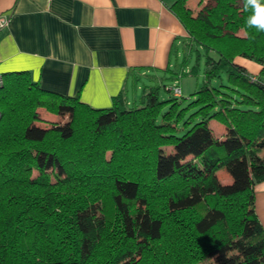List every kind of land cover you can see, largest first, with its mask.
Wrapping results in <instances>:
<instances>
[{"label":"trees","instance_id":"obj_1","mask_svg":"<svg viewBox=\"0 0 264 264\" xmlns=\"http://www.w3.org/2000/svg\"><path fill=\"white\" fill-rule=\"evenodd\" d=\"M186 1L171 11L196 62L205 55V83L188 102L162 82L137 103L120 93L95 109L27 71L1 75L0 264H264L253 192L264 180V57L229 47L237 0H206L195 14ZM220 73L233 88L209 86ZM38 107L68 119L38 126Z\"/></svg>","mask_w":264,"mask_h":264},{"label":"crops","instance_id":"obj_2","mask_svg":"<svg viewBox=\"0 0 264 264\" xmlns=\"http://www.w3.org/2000/svg\"><path fill=\"white\" fill-rule=\"evenodd\" d=\"M174 2L0 0V15L11 16L0 31V75L27 71L41 88L78 95L80 102L95 109L111 107L120 93L128 104L137 103L145 87L153 86L149 83H164L163 72L174 79L191 69L186 59L172 70L174 50L191 47L171 11ZM250 70L257 73L259 68ZM142 78L147 84L140 85ZM218 128L211 130L221 139L225 129ZM253 192L254 211L264 228V180Z\"/></svg>","mask_w":264,"mask_h":264},{"label":"rangeland","instance_id":"obj_3","mask_svg":"<svg viewBox=\"0 0 264 264\" xmlns=\"http://www.w3.org/2000/svg\"><path fill=\"white\" fill-rule=\"evenodd\" d=\"M237 1L238 3L236 5V10H237L236 18L238 19V24L236 23V39L231 40V42L229 43V47L232 46L234 50H236V54L242 51H248L253 55H258V57H264V32H258L255 29L247 28L246 18L248 15H250V13L244 10L243 0H237ZM205 2L206 0H187L185 5L192 10L193 14H195L197 11L201 9L202 5H204ZM195 48H196L195 44H192L190 48L187 47L186 49L184 45H180L177 49L174 50L172 54L171 62L173 66L172 70H174L176 67H178L179 69L181 63L187 58L188 66L186 67L190 69L193 65L197 64L198 70L196 72H192V71L185 72L184 74H181L179 77H176V79L175 78L171 79L169 73L164 74L163 72L162 74L163 77L166 76V79H163L165 84L169 86L176 84L180 87V89L182 90L181 91L182 94L180 97L184 98L186 102L191 100L192 93L199 90L205 83V79L203 77L205 55L203 54V51L199 49L202 55L200 59L196 62ZM236 63L246 67L249 72L251 71L250 69L257 66L252 61L240 57H236ZM252 74L254 75L256 74L257 76L258 72ZM145 79L146 78L140 79V85H142L143 83L147 84V80ZM251 81L253 80L251 79ZM149 84L161 85L160 83H154V82ZM209 86H212L216 89H221L223 91H227V89L221 86H229L230 88L234 87L228 81V77L225 73H220L218 77L211 79ZM236 90H238L239 93L247 94L246 90L238 85H236ZM140 94L141 92H139V95ZM236 94L240 97L238 93ZM170 95L171 94L165 92L164 90L161 91V97H163L164 99H167L168 97H170ZM128 97L131 100L133 94L129 92ZM250 109L254 110V107L252 108L250 107ZM35 111L38 117L35 123L36 125L41 127L50 128L54 124H63L68 119L67 115H59L53 113L44 107H38ZM209 125L214 132L219 131L220 128H218V126H221L222 129H225L223 125L219 124L217 121L214 120L211 121ZM36 174H37L36 171H34L33 175L35 176ZM216 175L219 181L223 184H230L232 182L231 176L224 169H219ZM50 177L52 178L53 176Z\"/></svg>","mask_w":264,"mask_h":264},{"label":"clouds","instance_id":"obj_4","mask_svg":"<svg viewBox=\"0 0 264 264\" xmlns=\"http://www.w3.org/2000/svg\"><path fill=\"white\" fill-rule=\"evenodd\" d=\"M243 7L250 13L246 18L247 28L264 32V0H243Z\"/></svg>","mask_w":264,"mask_h":264},{"label":"built area","instance_id":"obj_5","mask_svg":"<svg viewBox=\"0 0 264 264\" xmlns=\"http://www.w3.org/2000/svg\"><path fill=\"white\" fill-rule=\"evenodd\" d=\"M10 15L9 14H1L0 15V31L3 30L4 28H6L10 22ZM252 80H254V78H252ZM3 85V77L0 75V88ZM172 94L175 97H180L181 96V90L180 87L178 85H173L172 86Z\"/></svg>","mask_w":264,"mask_h":264}]
</instances>
